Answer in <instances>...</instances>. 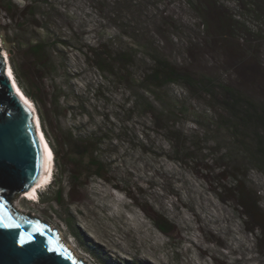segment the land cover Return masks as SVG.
<instances>
[{"label": "rangeland", "instance_id": "obj_1", "mask_svg": "<svg viewBox=\"0 0 264 264\" xmlns=\"http://www.w3.org/2000/svg\"><path fill=\"white\" fill-rule=\"evenodd\" d=\"M6 1L0 0V47L23 73L54 153L53 179L38 189V201L15 194L11 206L60 234L90 264H264V170L248 153L224 152L229 131L217 125L224 111L180 84L156 90V108L147 110L142 103L150 95L138 81L128 87L60 42L99 41L101 51L117 52L131 45L118 31L129 24L180 69L264 103V0H134L129 10L105 0L120 21L99 17L89 0ZM36 41L48 45L39 63L27 49ZM135 51L131 70L139 77L147 64L142 49ZM165 127L180 134L183 153L173 151ZM94 157L101 175L89 166ZM239 161L238 187L258 201L260 220L227 186L216 188L218 171ZM61 168L73 177L56 202ZM160 217L168 232L158 228Z\"/></svg>", "mask_w": 264, "mask_h": 264}, {"label": "trees", "instance_id": "obj_2", "mask_svg": "<svg viewBox=\"0 0 264 264\" xmlns=\"http://www.w3.org/2000/svg\"><path fill=\"white\" fill-rule=\"evenodd\" d=\"M89 1L91 2V7L102 19L111 18L112 15L113 17L111 19H113V21L121 20L118 12L107 8L109 4L107 5L105 0ZM132 1L134 0H112L111 4L113 7L122 4L121 8L129 10L132 6ZM187 1L190 2V0ZM6 2L10 4V0ZM42 2L47 3V0ZM32 3L33 2L27 3L25 7H33ZM3 9L9 11L10 8L6 5ZM32 14H34V12H31L30 15ZM118 26V31L120 33L122 32V35L131 41V45L128 43L124 44L117 52L111 51L110 49L101 51L104 44L99 41H96L95 46L81 45L78 43L71 45L70 41L66 38L61 39L60 42L62 46H74L75 50L81 53L86 60L89 61V59L92 58V66L97 70L101 73H106L110 77H120L121 83H125L128 87L132 86L131 83L133 81H138L143 92L150 95V99L142 103L147 110L156 108L155 104H157L158 101L153 95L154 92L169 84H180L185 88L186 92L207 98L209 104L220 107L225 113V116H220L217 122L219 127L229 131L228 141L224 139V152L234 153V151H236L238 153H248V160L255 162L261 170H264V140L262 139L264 138V103H256L227 82H216L211 76L195 74L180 69L160 52V45L150 42L148 38L141 41L140 36H144V34L139 33L129 24L123 25V23H121V25ZM44 30L48 33V29L45 28ZM135 46L136 48L142 49L140 56L147 64V66L142 67L139 77H135L131 70L138 58ZM47 47V43L36 41L27 49L32 57L39 63V61L43 59L42 56L46 54ZM10 61L18 85L29 97H34L32 91L24 81L23 73L16 66L13 59L10 58ZM161 109H163L161 110L162 112L165 110L163 107ZM165 130L169 140L172 142L173 151L177 154L183 153L184 147H182L179 142H176L180 134L177 135V133L173 132L172 134L167 133L169 131L166 127ZM219 142L221 141L214 142V144L216 145ZM95 150L96 147H94V145L88 147V151L92 153L91 156H93ZM216 150H218V148ZM223 157H225V155ZM175 158L178 160L177 157ZM243 162L244 161L226 163L224 165L225 167L220 169L217 173L216 188L225 190L227 186L226 190L233 193V196L238 200V204L244 207L245 212H249L252 218L260 220V214L257 210L258 201L254 200L248 192L238 187L239 179L237 173H239L240 168L243 167ZM102 165L95 157L94 160L91 159L89 166L94 168L93 175L102 174L100 171ZM72 177V173L65 175V170L62 168L60 169L58 177L55 180L56 189L54 191V201L61 202L63 192L62 183L67 178L70 180ZM228 177L230 181H226V184L222 183V181L227 180ZM0 188L1 192L12 194H15V192L19 190L12 187L6 188L3 185H1ZM157 225L162 232H168L170 230V223L165 218L160 217Z\"/></svg>", "mask_w": 264, "mask_h": 264}, {"label": "water", "instance_id": "obj_3", "mask_svg": "<svg viewBox=\"0 0 264 264\" xmlns=\"http://www.w3.org/2000/svg\"><path fill=\"white\" fill-rule=\"evenodd\" d=\"M2 50L0 47V186L17 188L15 194H22L39 176L42 148L34 113L15 92ZM15 194L0 188V264H87L45 223L18 213L10 204Z\"/></svg>", "mask_w": 264, "mask_h": 264}, {"label": "bare ground", "instance_id": "obj_4", "mask_svg": "<svg viewBox=\"0 0 264 264\" xmlns=\"http://www.w3.org/2000/svg\"><path fill=\"white\" fill-rule=\"evenodd\" d=\"M0 45H2L1 42V37H0ZM3 47V46H2ZM2 55L4 56V60L6 62V72L7 75L10 77L11 83L14 87L15 92L17 93V95L19 96V98L26 104L28 105V107H30V109H32L33 113H34V124H35V131L36 134L40 140L41 143V148H42V165H41V170L39 173V176L37 178V180L35 181V183L31 186L30 189L25 190L24 192H22V197L25 199H29V200H37L38 198V189L40 187H43L45 185H47L50 181L51 176L53 175V167H54V153L53 150L48 142V140L46 139L45 133L42 129L41 126V121L37 112V109L33 103V100L26 94L24 93V91L20 88V86L18 85L16 79L14 78V72L11 66V61L9 59V54L8 52L3 48L2 50ZM214 217H217V215H213ZM58 238L60 240V242L67 248L69 249L71 252L72 248L70 245L68 244H64V241L61 239L60 234L58 235ZM242 242V241H241ZM74 253V252H73ZM76 256V254H74ZM84 262H86L85 260H83ZM88 262V261H87ZM86 262V263H87ZM90 264V263H87Z\"/></svg>", "mask_w": 264, "mask_h": 264}, {"label": "snow or ice", "instance_id": "obj_5", "mask_svg": "<svg viewBox=\"0 0 264 264\" xmlns=\"http://www.w3.org/2000/svg\"><path fill=\"white\" fill-rule=\"evenodd\" d=\"M4 227H12V225H10V224H4L3 225ZM24 242V239H23V237H21V243H23Z\"/></svg>", "mask_w": 264, "mask_h": 264}]
</instances>
